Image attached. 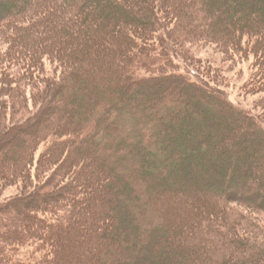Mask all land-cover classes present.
<instances>
[{
	"label": "trees",
	"instance_id": "trees-1",
	"mask_svg": "<svg viewBox=\"0 0 264 264\" xmlns=\"http://www.w3.org/2000/svg\"><path fill=\"white\" fill-rule=\"evenodd\" d=\"M260 7L0 0V186L30 188L0 200V264H155L170 243L175 264H264V155L244 162L264 116L232 98L224 69L194 75L176 57L217 43L252 61L245 89L264 93ZM243 124L251 145L233 134Z\"/></svg>",
	"mask_w": 264,
	"mask_h": 264
},
{
	"label": "rangeland",
	"instance_id": "rangeland-1",
	"mask_svg": "<svg viewBox=\"0 0 264 264\" xmlns=\"http://www.w3.org/2000/svg\"><path fill=\"white\" fill-rule=\"evenodd\" d=\"M256 13L258 15H263L264 14V8H256ZM180 44L178 46L179 50ZM189 49L187 48L186 50H181L177 51L176 50V57L180 61V63L183 65V68L196 75L195 70L200 69V73H205L208 75L207 67L210 65V63L216 64V67H221L223 72L226 74L224 77V86L228 90V92L231 94L232 98L238 102H242L247 107H250L251 109L255 110L257 113H260L264 116V93H256V92H249L245 89V84L248 82V80L251 78L253 74V65L252 61L250 59H244L240 61H236L230 57V55L222 48L220 47L219 44L217 43H205V42H199V43H191L189 45ZM9 48V43L6 41V39L0 34V54L2 52H5ZM202 66V67H200ZM203 68V69H202ZM201 111H204V106H200ZM32 112H25L24 117L25 119H29L32 116ZM212 115V113L210 114ZM208 126L213 127V123L216 124V122H212L210 119H208ZM206 124H201V128L198 132L199 135L202 137V142L204 141H210L211 143L214 141L213 133L212 131L214 130L213 128L210 129ZM225 127V131L222 134H227L229 133L230 130H233V124L232 123H227L226 126L223 125L221 128ZM235 131L233 134H241L244 133L243 141H240V143H244L246 145L249 142L248 134H255V133H249L248 132V126L247 125H241L240 129L238 127H235ZM186 130L183 129L182 133H185ZM18 133V132H17ZM17 135H22V134H8L6 136V139L3 140V143L7 147L10 145H13L16 141L13 136ZM264 143L260 144L259 146H254L253 148L250 146V149H255L254 152L252 151L251 154H249L246 157V160L244 161L247 165L251 163L252 160L255 161H260V158L264 155ZM243 145V144H242ZM197 147V143L195 145ZM1 147V145H0ZM5 151V150H4ZM195 148V152H196ZM212 154V153H211ZM228 154V153H226ZM224 154V155H226ZM6 153L1 151L0 156H5ZM204 156L208 159L210 158V154H205V153H200V158H204ZM227 157V156H226ZM243 161V160H242ZM226 166L230 165L231 167H237L239 166L240 163H236L235 161H232L230 157H227L226 162L224 163ZM262 169H264V165H261ZM198 171L195 169L193 171V176L199 181H202V185H204L202 178L199 176L197 173ZM216 176V174H214ZM201 177V178H199ZM208 179L212 181H215L213 177L211 178V175L208 176ZM208 180V181H209ZM194 183V184H197ZM30 188H27L24 183H11L7 185L0 186V200L2 201H7L10 199H14L17 197H20L24 195L25 193L28 192ZM171 244V243H170ZM168 245H164L163 247H160V251L150 260H153L155 264H175V249H169ZM172 245V244H171ZM177 249V248H176ZM167 253H169L170 256H166ZM177 260V259H176Z\"/></svg>",
	"mask_w": 264,
	"mask_h": 264
}]
</instances>
